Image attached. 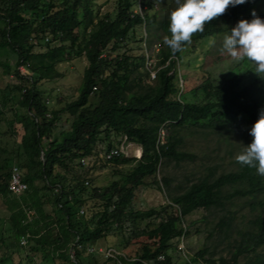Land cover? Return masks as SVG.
Masks as SVG:
<instances>
[{"label": "trees", "instance_id": "16d2710c", "mask_svg": "<svg viewBox=\"0 0 264 264\" xmlns=\"http://www.w3.org/2000/svg\"><path fill=\"white\" fill-rule=\"evenodd\" d=\"M95 3L96 0H0V51L9 49L15 55L13 73L17 79V84H6L1 90L0 115L9 106L11 117L3 115L0 122L6 121L7 135L22 130L20 140L14 141L11 148L0 145V199L9 212L10 230L8 242L3 237L0 242L15 248L20 257L16 264H33L37 258L84 264L80 248L99 245L97 241L114 229L122 232L126 224L134 226L151 217L161 220L140 233L144 239L134 256L117 255L91 264H172L167 250L171 239L188 233L182 225L186 216L199 208L223 207L234 198H255L264 192V177L239 163L236 170L192 182L158 207L133 209L135 190L146 184L145 177L159 171L164 158L179 161L189 157L177 150L181 142L174 135L177 128L198 125L228 129L233 124L251 130L264 109V88L259 78L243 84L244 73L237 72L217 84H202L203 102L185 101L174 70L181 53L173 55L163 41L156 53L158 74L153 81H145V56L119 54L118 50L130 32L143 24L147 15L143 6L147 8V4L142 1L141 16L132 11L135 0H116L113 14H101ZM262 4L264 0H247L243 5L229 7L225 15L207 24L192 41L228 32L233 28L229 22L250 18L253 12L264 16V9L259 8ZM169 23L166 18L159 23L167 36L171 35ZM43 44L48 51L63 47L68 56L83 55L88 62L77 97L60 110L50 109L37 87L42 80L60 76L53 65L33 68L29 75L18 70L21 65L28 67L33 49ZM4 71L10 73L8 63ZM14 93L19 94L18 98ZM66 109L73 110L70 128L55 136L58 113ZM161 128L166 131L163 143ZM112 135L126 137V141L141 147L140 158L119 155L107 161L133 162L130 171L103 187L75 176L72 163L94 156L101 141L108 143L105 151L116 147L110 142ZM13 165L28 184L20 195L7 190ZM153 184L168 187L169 179L162 177ZM234 185L238 187L223 192L225 186ZM29 211L33 214L28 218ZM231 221L232 217L226 218L219 227L228 228ZM250 223V227L238 231L229 259L216 262L206 258V264H238L239 257L248 254L254 255L250 264H264V215L254 216ZM22 237L26 238L25 244H20ZM204 253L201 250L182 264H195ZM159 254H163V260L157 259Z\"/></svg>", "mask_w": 264, "mask_h": 264}, {"label": "rangeland", "instance_id": "374dc122", "mask_svg": "<svg viewBox=\"0 0 264 264\" xmlns=\"http://www.w3.org/2000/svg\"><path fill=\"white\" fill-rule=\"evenodd\" d=\"M116 0H96L95 8L103 14L114 13ZM147 4L146 16L140 26L130 32L127 40L120 46L119 54L131 56H148L151 66L157 68L156 53L163 37L166 36L160 21L164 18L169 20L171 11L177 5L175 0H142ZM259 8L264 9L262 4ZM137 10V5L135 8ZM264 20V16L260 17ZM250 18H241L229 22L233 28L241 20L251 21ZM231 30L222 34H216L197 41H192L190 46H186L175 62V72L179 84L182 86L180 92L183 100L191 102H203L205 91L202 84L212 82L219 83L223 77L231 76L237 72L244 73L243 84L254 78L262 80L261 88H264V78L254 73V65L248 61L233 60L227 53L221 55V48L225 34H230ZM34 55L28 61V67L23 66V73L32 74V69L39 66L53 65L60 72V76L38 82L37 87L42 98L46 100L50 109L60 110L66 103L75 99L78 95L82 75L88 62L81 56H68L63 47L53 51H48L45 44L33 49ZM15 55L9 49L0 51V96L5 85L14 86L17 84L14 70ZM9 64L10 73H5L4 64ZM22 66V65H21ZM21 74V73H20ZM145 81H149L147 78ZM18 98L19 94L14 93ZM16 102V101H15ZM11 108L4 109L1 118L11 117ZM73 119V110H61L58 113L54 128V135L59 136L62 131L70 128ZM0 145L11 148L13 142H18L22 134L21 128L17 125L18 132L14 135H7L6 121L1 120ZM226 128H210L201 126H184L177 128L175 137L181 142L177 146L178 151L189 155L182 160L176 161L172 158L162 160L159 171L153 176L145 177L146 184L135 190L132 203L133 209L145 210L151 207H158L169 202L170 195L183 191L189 184L203 177H216L221 173L238 169L239 163L235 157L240 154L245 146L252 142V137L247 128H238L229 124ZM165 134L166 131L163 130ZM11 136V137H10ZM103 138V136H102ZM110 142L115 146H123V157H135L136 150L142 153L141 147L127 142L123 137L112 135ZM123 144V145H122ZM108 143L101 141L94 157L86 158L85 164L78 161L72 163L75 176L91 180L94 185L106 186L114 180L122 179L123 175L130 171L133 162H107L102 158ZM140 151V152H139ZM137 153V154H138ZM162 177L169 179L168 187L158 188L153 184L154 180H161ZM74 182V179H70ZM234 186H225L223 192L231 190ZM7 206L0 199V241L1 237L8 242L10 233L7 223ZM258 214L264 215V192L255 198L251 195L237 197L226 201L223 207H211L209 209L199 208L184 218L182 225L188 233L170 240L167 253L171 257L172 264H182L186 259L181 251L183 245L186 256H195L197 252L204 250L203 257H199L195 264H206V258H213L216 262L220 258L229 259L232 248L235 244L238 231L250 227V221ZM232 217L231 226L228 228L219 227V224L226 218ZM161 220V217H151L139 220L134 226L126 224L122 232L113 230L106 238L97 241L99 245L113 248L114 250L134 256L135 250L139 248V242L144 238L140 235L143 230L152 228ZM0 242V264H16L20 259L15 252V248H8ZM26 243V242H25ZM24 243V244H25ZM21 244V243H20ZM80 255L84 264H91L94 261L102 262L106 258L99 254H88L85 247L80 248ZM254 255L248 254L239 257L238 264H250ZM36 260V259H35ZM33 264H60V260L42 261L39 258Z\"/></svg>", "mask_w": 264, "mask_h": 264}, {"label": "clouds", "instance_id": "9594fccd", "mask_svg": "<svg viewBox=\"0 0 264 264\" xmlns=\"http://www.w3.org/2000/svg\"><path fill=\"white\" fill-rule=\"evenodd\" d=\"M247 0H175L177 7L169 16L170 36L163 37V44L173 55L185 51L192 44L195 34H202L211 21L226 14L229 7L243 5ZM253 19L241 20L225 34L221 55L227 53L233 60L248 61L254 65V73L264 78V20L255 12ZM252 142L245 146L235 160L256 170L264 177V109L258 120L252 125Z\"/></svg>", "mask_w": 264, "mask_h": 264}, {"label": "built area", "instance_id": "2783aa9c", "mask_svg": "<svg viewBox=\"0 0 264 264\" xmlns=\"http://www.w3.org/2000/svg\"><path fill=\"white\" fill-rule=\"evenodd\" d=\"M135 5H137V10L134 9ZM143 7H144V9H146V6H143ZM132 11L135 14H139V15L143 16L142 0H135V3H134ZM45 40H47V38H45ZM33 43H35V40H33ZM144 68L148 72V80L149 81H153L156 78L157 74H158V68H153L151 66L150 59H149V57L147 55L145 56ZM18 70H19V72L22 75H26L25 73H23V66H19ZM163 130L164 129H162V128L160 130V137H161L160 139H161L162 143H163V135H164ZM123 139L126 140V137H123ZM127 142H129V141H127ZM130 143H133V142H130ZM133 144H135V143H133ZM123 146H121V145L120 146H116L114 148H111L109 151H105L102 154V158L105 161H109L114 156L123 155V153H124ZM136 146H138V145H136ZM137 153H138V150H136V153H135L136 158H140L141 154L140 153L137 154ZM90 157H94V156H90ZM87 158H89V157H87ZM85 161H87L86 158H81L79 160V163L84 165ZM85 183H87V182H85ZM27 189H28V184L26 182L22 181L21 173H20L19 168L16 165H13L11 167V171H10V178H9V181H8V184H7V190L11 194L20 195L21 193H24ZM80 212L82 213L83 210H80ZM32 214H33L32 211L27 212L28 218L31 217ZM25 242H26V238L22 237L20 239V243L24 244ZM85 251L87 253H90V254L91 253L99 254V255L103 256L104 258L115 257L117 255L124 256L123 253L118 252V251L114 250L113 248L104 247L102 245H95V244H90V245L86 246ZM181 251L183 253L184 258L186 260H188V257L186 256V253L184 251L183 245L181 246ZM70 255L71 256L73 255V250L70 251ZM133 259L134 258H128L129 261H131ZM157 259L158 260H163L164 259L163 254H159L157 256ZM145 264H151V263L150 262H145Z\"/></svg>", "mask_w": 264, "mask_h": 264}]
</instances>
